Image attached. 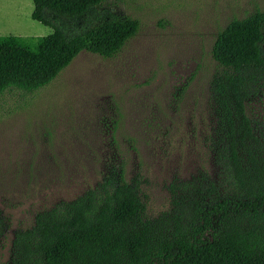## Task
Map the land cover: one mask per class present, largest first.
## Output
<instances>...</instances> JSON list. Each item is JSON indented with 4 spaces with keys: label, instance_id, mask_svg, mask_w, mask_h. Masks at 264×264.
Masks as SVG:
<instances>
[{
    "label": "rangeland",
    "instance_id": "374dc122",
    "mask_svg": "<svg viewBox=\"0 0 264 264\" xmlns=\"http://www.w3.org/2000/svg\"><path fill=\"white\" fill-rule=\"evenodd\" d=\"M138 21L112 58L80 52L49 84L0 95V264L16 230L37 212L86 190L135 187L148 216L169 209L171 185L228 191L210 93L219 67L210 49L231 19L264 11V0H104ZM31 0H0V36L41 37ZM245 113L264 137V70Z\"/></svg>",
    "mask_w": 264,
    "mask_h": 264
},
{
    "label": "trees",
    "instance_id": "16d2710c",
    "mask_svg": "<svg viewBox=\"0 0 264 264\" xmlns=\"http://www.w3.org/2000/svg\"><path fill=\"white\" fill-rule=\"evenodd\" d=\"M104 0H31L41 37L0 36V95L49 84L80 52L115 56L138 21ZM210 83L219 151L230 189L199 182L171 185L169 209L152 218L122 176L99 191L37 212L16 230L7 264H264V137L245 113L264 70V11L231 19L217 33Z\"/></svg>",
    "mask_w": 264,
    "mask_h": 264
}]
</instances>
